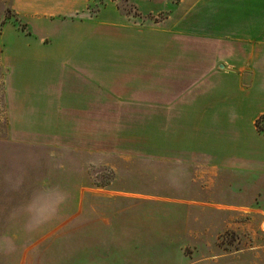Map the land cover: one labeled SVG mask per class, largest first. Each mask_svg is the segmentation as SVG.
<instances>
[{"label": "rangeland", "instance_id": "374dc122", "mask_svg": "<svg viewBox=\"0 0 264 264\" xmlns=\"http://www.w3.org/2000/svg\"><path fill=\"white\" fill-rule=\"evenodd\" d=\"M14 1L0 0V264H264L261 159L217 169L264 116L182 112L219 82L215 59L254 44L188 35L258 19L264 38V0H89L73 16Z\"/></svg>", "mask_w": 264, "mask_h": 264}, {"label": "crops", "instance_id": "0c3cea01", "mask_svg": "<svg viewBox=\"0 0 264 264\" xmlns=\"http://www.w3.org/2000/svg\"><path fill=\"white\" fill-rule=\"evenodd\" d=\"M88 2L89 0H15L14 5L27 13L63 11L64 13L67 12L69 16H73L79 11L84 10ZM169 19L170 18L166 20ZM253 22L254 27L250 26ZM244 24L248 29L241 34L233 33L220 35L201 31V33L188 35L216 36L254 44H252L247 52H241L239 62L234 59L236 58V54L234 55V53H230L228 57L215 59L213 63H216L217 70L215 71V67L209 65L208 74L212 77L215 76L219 79V82L214 81L211 83V88L208 89L209 97L205 101L201 100L200 103H197L196 110L185 107L182 109V112L193 113L199 121H218L222 123L232 121L238 122L243 119L254 120L255 118L264 116V38L261 37V39H258L256 35H254L257 27H261V32H263V25L259 26V24H262V20H246ZM87 36L89 35H73L67 38L82 41L83 38H85L83 40H86ZM179 36L180 35L177 36L175 34L174 39H178ZM31 45H27V49L32 48L33 46ZM37 54L38 57L42 59L41 62L52 61L53 63L56 59L65 58L68 51L65 49L62 53L60 51L58 53H53L40 49L37 51ZM18 55L19 53L16 55L17 58H19ZM24 55L25 54H23L22 57H24ZM193 67L195 66L191 67L192 73L195 71ZM166 71L167 67L165 69V72ZM162 83H164V80ZM23 85L24 84L20 82L16 85H11V87H9V96L11 98L21 99L25 103L26 100L21 94ZM231 135H233V139H242L241 136H245L238 128V125L234 128ZM258 142H255L253 145L247 144V140H244V143H246L245 145H235L232 149H230V145L224 144L223 149H221L224 163L222 161L217 169L246 170V168H250L247 162H250L252 158V150L255 153V158L258 161L261 159L259 168L264 169V136L258 137ZM259 155H261V158L258 157ZM231 160H238L240 165L237 168L232 167L230 162H227ZM226 163L229 165H226Z\"/></svg>", "mask_w": 264, "mask_h": 264}, {"label": "trees", "instance_id": "16d2710c", "mask_svg": "<svg viewBox=\"0 0 264 264\" xmlns=\"http://www.w3.org/2000/svg\"><path fill=\"white\" fill-rule=\"evenodd\" d=\"M177 2H179L180 0H176ZM262 119L264 120V117H262ZM256 127L258 128V122L256 123Z\"/></svg>", "mask_w": 264, "mask_h": 264}]
</instances>
